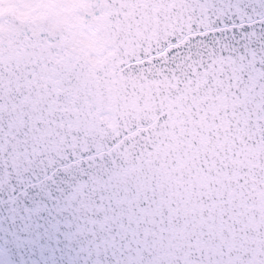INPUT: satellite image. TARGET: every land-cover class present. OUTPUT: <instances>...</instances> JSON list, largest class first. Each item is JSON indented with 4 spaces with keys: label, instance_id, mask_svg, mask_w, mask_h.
Here are the masks:
<instances>
[{
    "label": "snow or ice",
    "instance_id": "1",
    "mask_svg": "<svg viewBox=\"0 0 264 264\" xmlns=\"http://www.w3.org/2000/svg\"><path fill=\"white\" fill-rule=\"evenodd\" d=\"M0 264H264V0H0Z\"/></svg>",
    "mask_w": 264,
    "mask_h": 264
}]
</instances>
